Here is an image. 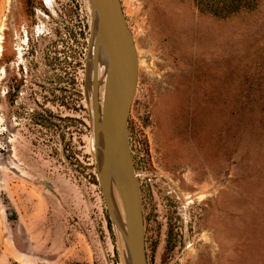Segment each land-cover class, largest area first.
Here are the masks:
<instances>
[{"label": "rangeland", "instance_id": "obj_1", "mask_svg": "<svg viewBox=\"0 0 264 264\" xmlns=\"http://www.w3.org/2000/svg\"><path fill=\"white\" fill-rule=\"evenodd\" d=\"M120 4L147 264H264V0ZM90 33L88 0H0V264H123L90 148Z\"/></svg>", "mask_w": 264, "mask_h": 264}, {"label": "water", "instance_id": "obj_2", "mask_svg": "<svg viewBox=\"0 0 264 264\" xmlns=\"http://www.w3.org/2000/svg\"><path fill=\"white\" fill-rule=\"evenodd\" d=\"M91 33L84 74L90 148L123 264H147L140 191L126 128L138 58L120 0H88Z\"/></svg>", "mask_w": 264, "mask_h": 264}, {"label": "trees", "instance_id": "obj_3", "mask_svg": "<svg viewBox=\"0 0 264 264\" xmlns=\"http://www.w3.org/2000/svg\"><path fill=\"white\" fill-rule=\"evenodd\" d=\"M257 0H196V5L200 11L208 12L216 16H228L243 9H253ZM17 90V84H11L9 93L13 96ZM32 123L36 127L51 129L55 125L50 121V114L35 112L32 114Z\"/></svg>", "mask_w": 264, "mask_h": 264}]
</instances>
